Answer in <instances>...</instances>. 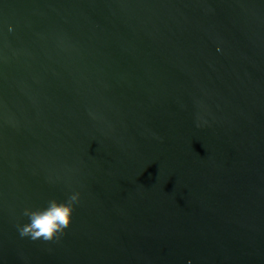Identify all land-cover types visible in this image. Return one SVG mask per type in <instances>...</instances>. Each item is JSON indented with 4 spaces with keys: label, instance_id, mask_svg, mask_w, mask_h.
Returning <instances> with one entry per match:
<instances>
[{
    "label": "water",
    "instance_id": "obj_1",
    "mask_svg": "<svg viewBox=\"0 0 264 264\" xmlns=\"http://www.w3.org/2000/svg\"><path fill=\"white\" fill-rule=\"evenodd\" d=\"M0 264H264V0H0Z\"/></svg>",
    "mask_w": 264,
    "mask_h": 264
},
{
    "label": "clouds",
    "instance_id": "obj_2",
    "mask_svg": "<svg viewBox=\"0 0 264 264\" xmlns=\"http://www.w3.org/2000/svg\"><path fill=\"white\" fill-rule=\"evenodd\" d=\"M80 202V193L73 192L66 200L60 201L55 198L47 202L43 208H25L23 215L28 217L29 222L18 225L21 237H29L32 240L53 241L59 239L65 229L72 223L75 206Z\"/></svg>",
    "mask_w": 264,
    "mask_h": 264
}]
</instances>
